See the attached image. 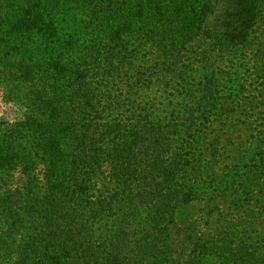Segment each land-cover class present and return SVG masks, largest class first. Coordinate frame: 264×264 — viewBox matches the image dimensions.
Here are the masks:
<instances>
[{
	"label": "trees",
	"instance_id": "trees-1",
	"mask_svg": "<svg viewBox=\"0 0 264 264\" xmlns=\"http://www.w3.org/2000/svg\"><path fill=\"white\" fill-rule=\"evenodd\" d=\"M263 7L0 0V95L20 111L0 118V264H264ZM254 92L231 167L195 178L207 125Z\"/></svg>",
	"mask_w": 264,
	"mask_h": 264
},
{
	"label": "rangeland",
	"instance_id": "rangeland-1",
	"mask_svg": "<svg viewBox=\"0 0 264 264\" xmlns=\"http://www.w3.org/2000/svg\"><path fill=\"white\" fill-rule=\"evenodd\" d=\"M249 41V56H253L252 59L256 60V64L261 66V71H264V64L262 63L264 62V7L258 23L250 33ZM260 86L258 85V88ZM259 100V93L254 92V95L249 94L242 99L234 100L233 102L227 100L225 102L224 106L226 109L222 116L207 125L204 134L197 142V156L192 161V171L195 178H204L207 182L218 181V178H221L228 171L247 139L241 110L248 109L250 105L258 106ZM19 116L20 111L18 108L4 102L0 95V118L13 121ZM262 184L264 186V182ZM197 211L198 208L194 204L179 208L174 212L175 222L182 225L197 217ZM208 264L229 263L211 259Z\"/></svg>",
	"mask_w": 264,
	"mask_h": 264
}]
</instances>
